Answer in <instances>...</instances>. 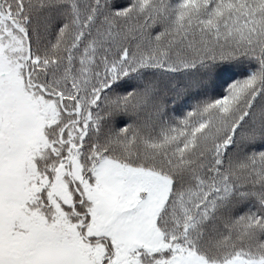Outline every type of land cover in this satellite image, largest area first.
Masks as SVG:
<instances>
[{
  "label": "snow or ice",
  "instance_id": "snow-or-ice-1",
  "mask_svg": "<svg viewBox=\"0 0 264 264\" xmlns=\"http://www.w3.org/2000/svg\"><path fill=\"white\" fill-rule=\"evenodd\" d=\"M0 264H264V0H0Z\"/></svg>",
  "mask_w": 264,
  "mask_h": 264
}]
</instances>
